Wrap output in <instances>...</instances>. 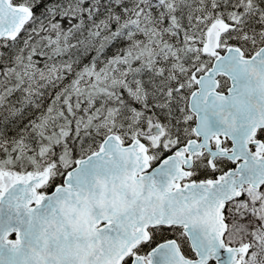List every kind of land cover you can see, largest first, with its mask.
<instances>
[{
    "label": "snow or ice",
    "instance_id": "snow-or-ice-1",
    "mask_svg": "<svg viewBox=\"0 0 264 264\" xmlns=\"http://www.w3.org/2000/svg\"><path fill=\"white\" fill-rule=\"evenodd\" d=\"M0 264H264V0H0Z\"/></svg>",
    "mask_w": 264,
    "mask_h": 264
}]
</instances>
